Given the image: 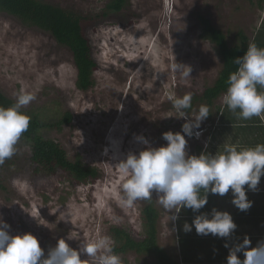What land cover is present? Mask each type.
<instances>
[{"label": "rangeland", "instance_id": "374dc122", "mask_svg": "<svg viewBox=\"0 0 264 264\" xmlns=\"http://www.w3.org/2000/svg\"><path fill=\"white\" fill-rule=\"evenodd\" d=\"M41 1L92 18L102 16L110 2ZM256 1L129 0L121 12L87 29L98 67L87 92L76 87L77 70L67 47L51 33L0 13V91L14 103L21 88L34 94L22 111L40 120V135L58 144L70 161L79 158L99 172L87 185L75 184L62 171L37 173L31 143L19 141L17 153L0 164V219L10 225V235L33 234L45 256L61 238L77 250L100 235L113 239V227L141 240L146 200L123 206L126 177L118 162L145 150L139 136L158 148L167 145L163 133L181 132L186 120L175 112L170 95L191 93L193 116L203 104L200 98L214 84L222 60L215 45L203 38L199 17L209 19L234 46L239 33L251 36V29L264 22ZM176 63L190 67V76L183 78ZM67 113L71 123L51 128ZM196 145L188 141L186 152L194 155ZM151 199L161 214L159 244L171 253L173 210L160 205L155 192ZM118 255L122 264H155L135 253Z\"/></svg>", "mask_w": 264, "mask_h": 264}, {"label": "clouds", "instance_id": "9594fccd", "mask_svg": "<svg viewBox=\"0 0 264 264\" xmlns=\"http://www.w3.org/2000/svg\"><path fill=\"white\" fill-rule=\"evenodd\" d=\"M234 62L238 68L229 74L223 103L234 113L239 110L241 119L260 117L264 123V91L259 90L264 89V48L249 44L244 55ZM174 67L183 78L189 77L192 71L179 63ZM189 68L191 71L186 70ZM35 98L21 88L11 107H0V164L17 153V145L31 121L22 108ZM169 99L175 112L186 122L181 132L163 133L166 146L152 147L143 136L136 138L146 146L145 150L138 154L130 152L118 162L126 177L122 185L123 206L133 207L138 200L152 198L155 192L157 202L167 210L188 208L199 212L207 205L209 192L224 196L231 189L232 203L241 211L250 209L252 202L248 200L245 185L254 191L264 176V144L243 149L225 145L223 152L215 155H189L185 137H192L193 130L200 129L210 109L202 104L194 116L190 115L187 110L192 108L191 93L183 97L170 95ZM195 135L198 138L201 133L197 131ZM201 189L205 192L203 196ZM177 219L178 215L174 214L172 221ZM193 226L198 235L211 234L220 238L230 237L237 228L231 214L216 209L212 210L211 218L209 214H202L195 217L192 225L185 223L184 231L190 232ZM9 229L10 225L0 219V264H122L114 251V241L108 235L86 240L78 250L61 238L45 256L37 237L31 233L13 236ZM250 243L245 238L242 244L230 248L228 264H264V242L256 248H250ZM241 252L245 257L243 261L238 256Z\"/></svg>", "mask_w": 264, "mask_h": 264}, {"label": "trees", "instance_id": "16d2710c", "mask_svg": "<svg viewBox=\"0 0 264 264\" xmlns=\"http://www.w3.org/2000/svg\"><path fill=\"white\" fill-rule=\"evenodd\" d=\"M128 1L110 0L106 11L97 18L81 16L41 0H0V13L14 17L26 27H35L51 33L59 44L67 47L72 53L77 70L76 87L80 91L87 92L94 86L93 75L98 68L92 54L93 46L87 36V29L90 26L94 27L98 20L112 13L121 12ZM256 2L259 9H264V0ZM199 21L202 25L203 38L215 45L222 60V69L214 84L207 88L200 98L201 103L213 107L215 101L225 94L229 74L238 68L234 60L242 57L247 51L248 40L242 33H239L237 40L240 45L229 46L226 35L214 27L209 19L199 17ZM13 104L14 102L0 91V107L8 108ZM192 108L187 111L190 112ZM71 121V114L67 113L61 117L59 122L50 126L60 129L62 125L69 124ZM42 128L40 120L31 117L29 129L20 140L31 143V162L37 173L52 175L57 171H62L68 173L77 185L94 183L99 178L97 169L86 165L79 158L70 161L66 152L58 144L45 140L40 135ZM160 218L161 214L154 201L151 198L147 199L146 205L141 209L143 238L135 240L124 229L111 228L115 253H135L139 257H151L155 264H202L203 261L196 256V248L202 246L196 244L192 234L188 235L181 230L178 248L175 250L177 252L169 253L167 249L161 247L159 244Z\"/></svg>", "mask_w": 264, "mask_h": 264}, {"label": "crops", "instance_id": "0c3cea01", "mask_svg": "<svg viewBox=\"0 0 264 264\" xmlns=\"http://www.w3.org/2000/svg\"><path fill=\"white\" fill-rule=\"evenodd\" d=\"M262 10L264 11V9ZM251 30H253L251 36L243 34L248 40L247 47L254 43L258 47L264 48V22H260L256 29ZM234 45H240L237 38ZM259 90L264 91V89ZM223 95L215 101L213 107H209V117L202 122L200 129H197V131H203L201 136L197 138L195 131L192 137H187V142H197L194 150L196 156L202 153L215 155L217 152H223L225 145L243 149L264 144V123L261 122V118L241 119L239 110L234 113L223 103ZM245 190L248 200L252 202V207L247 211H241L232 203L234 197L231 189L224 196L209 192L208 203L199 212L188 208L173 209V213L179 211V213H174L178 215V219L170 221V228L174 236L173 252H177L175 250L178 248L181 230L188 235L192 234L196 244L202 246L196 248V256L203 261L202 264H228L227 257L230 248L242 244L245 238L250 240V248H256L258 244L264 242V176L261 177L256 190H249L247 185H245ZM200 195H205L203 189L200 190ZM213 209L228 212L233 217L237 228L230 237L220 238L211 234L198 235L194 226L190 232L184 231V224L192 225L198 215L209 214V218H211ZM226 244L228 247H225ZM238 256L242 261L245 259L242 252ZM206 260L208 263H204Z\"/></svg>", "mask_w": 264, "mask_h": 264}]
</instances>
